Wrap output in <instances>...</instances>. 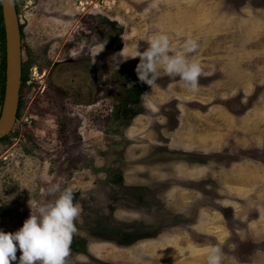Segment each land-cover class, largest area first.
Returning <instances> with one entry per match:
<instances>
[{
  "label": "rangeland",
  "instance_id": "1",
  "mask_svg": "<svg viewBox=\"0 0 264 264\" xmlns=\"http://www.w3.org/2000/svg\"><path fill=\"white\" fill-rule=\"evenodd\" d=\"M18 9L27 81L16 132L29 141L0 144V230L71 188L80 212L64 264H207L211 246L221 264H264V0H18ZM160 33L170 54L197 41L185 54L202 69L196 92L162 68L152 86L139 81V57L117 66L114 54L143 52ZM79 51L89 59L65 72ZM86 66L93 88L70 98Z\"/></svg>",
  "mask_w": 264,
  "mask_h": 264
},
{
  "label": "clouds",
  "instance_id": "2",
  "mask_svg": "<svg viewBox=\"0 0 264 264\" xmlns=\"http://www.w3.org/2000/svg\"><path fill=\"white\" fill-rule=\"evenodd\" d=\"M182 47L183 52L170 54L168 36L160 33L148 40V47L143 52L136 47L132 53L121 51L113 57L117 66L129 58L139 57L134 71L138 80L149 86L153 85L158 69L162 68L165 74L179 77L189 91L196 92L202 69L185 54L195 52L199 45L195 39L188 38ZM58 188V185H52L49 191L54 193ZM79 212V207L73 203V190L65 188L54 201L36 207L35 214L31 211L17 230H0V264L17 261V249L21 253L17 264H64L76 232L74 220ZM206 253L207 264H221L219 247L211 246Z\"/></svg>",
  "mask_w": 264,
  "mask_h": 264
},
{
  "label": "water",
  "instance_id": "3",
  "mask_svg": "<svg viewBox=\"0 0 264 264\" xmlns=\"http://www.w3.org/2000/svg\"><path fill=\"white\" fill-rule=\"evenodd\" d=\"M5 37V79L0 112V139L13 128L21 85V34L14 0H0ZM63 121V119H61Z\"/></svg>",
  "mask_w": 264,
  "mask_h": 264
},
{
  "label": "flooded vegetation",
  "instance_id": "4",
  "mask_svg": "<svg viewBox=\"0 0 264 264\" xmlns=\"http://www.w3.org/2000/svg\"><path fill=\"white\" fill-rule=\"evenodd\" d=\"M15 6H16V12H17L18 20H19L18 0H16ZM84 8L85 7H83V9ZM87 13H88L89 18L86 20L87 22L85 25H86V27H88V30H89V32L87 34H90L88 41H90V44L92 45V43H98V41H99L98 36H97V21H95V22L93 21V19H94L93 18V16H94L93 12L88 11ZM19 28H20V34H21V70L24 69L25 74L27 75V73H26L27 67H26V64H25L24 58H23V26H22V23L20 22V20H19ZM0 55H1V52H0ZM68 56L70 59V64L66 65L64 62H62V64H60L64 68L65 72L68 70L80 69L79 62L82 60L87 61L89 59L88 52L84 53L83 51L73 52V53L69 52ZM78 60H80V61H78ZM59 61H62V60H58V61H56V63H59ZM85 69H87L86 72H87L88 76H85L82 80L80 79L78 81L75 79L76 80L75 86L68 85L69 88H66V93L69 97L71 96L70 98H73V99L77 98V94L80 97L81 93L82 94H84L85 92L89 93L91 91V88H93L90 86L91 74H89L87 66ZM21 78H22V75H21ZM21 84H22V82H21ZM94 87H96V85H94ZM22 89H23V87H21V85H20L18 107H17V112H16V117H15V122H14L13 128L8 135H6L5 137L0 139V144H6L7 141L10 139L15 140V142H13L11 146H13V145L17 146L16 144H22V143L29 141V138L26 139L23 137V135H18V133L16 132L18 130L17 125H19V119L21 118V114H22L21 113L22 105H23ZM2 99L0 101V112H1V106H2ZM78 102H80V100H78ZM61 119H63V118L61 117L59 121L62 123L63 121ZM18 150H20V149H18ZM21 151L24 153H30V151L27 149H25V151H23V149L21 148Z\"/></svg>",
  "mask_w": 264,
  "mask_h": 264
},
{
  "label": "trees",
  "instance_id": "5",
  "mask_svg": "<svg viewBox=\"0 0 264 264\" xmlns=\"http://www.w3.org/2000/svg\"><path fill=\"white\" fill-rule=\"evenodd\" d=\"M16 2V0H14ZM0 101L3 98V92H4V79H5V37H4V27H3V20H2V12H1V6H0ZM22 78H21V87H24V84L27 80V76L25 74V70L22 69ZM135 94H131L130 96H133ZM129 96V97H130ZM61 124V122H60Z\"/></svg>",
  "mask_w": 264,
  "mask_h": 264
},
{
  "label": "crops",
  "instance_id": "6",
  "mask_svg": "<svg viewBox=\"0 0 264 264\" xmlns=\"http://www.w3.org/2000/svg\"><path fill=\"white\" fill-rule=\"evenodd\" d=\"M252 181V180H251ZM257 183V182H256ZM264 196V195H263Z\"/></svg>",
  "mask_w": 264,
  "mask_h": 264
}]
</instances>
